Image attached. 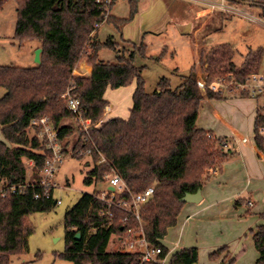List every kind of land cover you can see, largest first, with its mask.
Returning a JSON list of instances; mask_svg holds the SVG:
<instances>
[{
    "label": "trees",
    "instance_id": "16d2710c",
    "mask_svg": "<svg viewBox=\"0 0 264 264\" xmlns=\"http://www.w3.org/2000/svg\"><path fill=\"white\" fill-rule=\"evenodd\" d=\"M7 1L0 0V10ZM15 1L16 39L20 44L39 41L42 54L41 64L33 67L0 65V88L6 90L0 97V126L5 138L0 140V188L26 183L28 161L39 172L43 169L51 152L40 136V128L31 121L48 116L58 132L63 153L70 151L76 159L86 155L93 158L86 185L104 183L105 173L114 169L132 194L154 186V194L141 205L140 215L147 241L162 250L157 261H142V251L131 252L122 245L108 250L113 235L122 238L128 229L137 230L139 221L124 208L108 203L110 191L103 199L101 191L95 189L65 213L66 248L61 258L72 264H163L161 261L168 257L167 264H197L198 247H185L170 255L162 242L169 228L178 222L186 203L182 198L202 188L213 171L221 172L231 154L225 137L218 138L197 125L205 98L198 84L197 65L192 66L179 87L172 89L169 78L163 77L157 89L149 93L143 67L134 62L136 51L144 53L145 46L133 44L126 55L118 50L120 44L112 37L100 42L97 33L92 35L95 24L104 21L103 4L97 0ZM116 1L112 0L111 9ZM137 1L130 0L129 17L110 13L106 22L122 33L138 12ZM228 1L257 7L264 19V0ZM105 47L118 52L116 62L100 58L99 51ZM220 48L222 57L233 55L226 44ZM82 55L87 56L92 70L86 75L73 74ZM262 55L263 49L249 52L241 66L233 57L222 59V64L204 65L208 81L226 74L244 79L259 70ZM133 82L136 88L130 117L108 118L109 101L104 98L107 88L117 89ZM68 90L80 99L84 119L91 122L83 135L78 133L76 115L64 97ZM206 96L223 98L211 90ZM256 143L264 153L261 139L256 137ZM33 190L30 186L23 192L9 191L0 197V264H10L11 255L28 249L33 228L27 216L51 211L56 204L53 193L34 198ZM36 190L42 192V188ZM124 194L129 192L119 194L116 200ZM259 217L262 223L252 230V239L258 252L255 264H264V211ZM224 253L222 264L228 259V264H233L236 258L230 257L227 246L213 250L210 256Z\"/></svg>",
    "mask_w": 264,
    "mask_h": 264
},
{
    "label": "rangeland",
    "instance_id": "374dc122",
    "mask_svg": "<svg viewBox=\"0 0 264 264\" xmlns=\"http://www.w3.org/2000/svg\"><path fill=\"white\" fill-rule=\"evenodd\" d=\"M171 2L172 0H138V12L125 26L122 33L109 22L103 23L97 31L100 42H105L109 37H112L114 41L120 44V49L118 50H122L126 55L136 44L145 46L144 53L136 51L134 62L137 66L143 67L142 75L145 80L146 90L149 93L157 89L158 83L163 77L169 78L172 89L181 85L184 77L190 73L191 65L194 63L193 59L196 55L195 40L202 44L201 49L204 57L197 64V74L199 72L204 78L208 77L204 67H207L209 63L222 64V59L228 60V58L233 57L235 64L241 66L248 58L249 52H255L259 49L264 51V19L259 15L260 11L257 7L249 3H232L231 7L233 9L231 10L217 8L214 17L209 20L202 32L194 37L192 36L196 27L194 24L197 23L195 20L192 21L194 8H210L213 3L219 4L223 0H181V2L187 3L188 7L186 9L187 12H184V16H188L186 24L181 20L173 22L170 18V22L165 21L166 12H164V8L166 9L169 3L171 5ZM16 8V1L8 0L0 10V65L33 67L38 65L36 51L38 49L37 46L41 48V43L33 40L20 44L19 40L16 39ZM130 12V0H117L112 8V14L119 18L129 17ZM169 17L171 16L169 15ZM145 27L147 29L168 27L169 30L159 35L148 33V35L144 36L142 32ZM122 36L125 39H131L134 45L124 40ZM223 44L229 46V50L233 55L229 53L227 54L228 56L222 57L220 49L223 48H220V45ZM99 56L104 61L116 62L118 52L105 47L99 51ZM87 64L90 65L87 56L82 55L75 66L76 75H86L85 67ZM259 70L264 71V52ZM215 79L216 77L213 80ZM111 90L113 89L110 88ZM5 91V89L0 88V97L4 95ZM238 98H241L244 103L242 104L243 106L241 104L237 105V109L250 114L252 118L251 127L246 132L252 143L254 137L253 119L256 114V108L261 101L251 97ZM130 105H132V101ZM75 126L77 129L76 120ZM0 140H5L1 126ZM262 160L264 159L262 158ZM27 166V182L38 181L41 173L29 163H27ZM93 166L94 161L90 155H86L83 159H76L71 155L70 151L63 153L62 161L58 164V169L51 178L52 182L55 183L53 197L61 202L55 204L51 211L35 212L27 216L28 223L33 228V233L28 241V249L22 253L11 255L10 264H72L59 256L66 248L65 213L76 205L85 193H93L95 189L101 191L107 187L105 182L97 185H86L84 183L88 172ZM213 177L215 176L212 175L211 178ZM238 187V183H230L227 186V193H235L233 198L245 201L248 204L249 190L240 192L237 190ZM250 195V200L253 202L252 211L254 213L264 211L262 194L254 191ZM242 206L244 207V204ZM235 216L234 213L228 210L226 212L222 211V208H220V211L210 210L209 216L205 218L209 223L208 227L211 226L213 228L211 229L213 234L211 238H207V241L199 240L197 246L199 259L197 264L223 263L225 260L223 254L215 257L210 256L212 247H209V245L212 243H216V249L227 246L230 256H235L236 258L233 264H253L255 249L250 232L247 237L243 238L242 242H239L238 238H233L232 230L235 224L228 223V221L233 222V220L239 219V217ZM117 238L118 236L116 235L112 236L108 250H117L121 245L123 246L122 243L118 242Z\"/></svg>",
    "mask_w": 264,
    "mask_h": 264
},
{
    "label": "crops",
    "instance_id": "0c3cea01",
    "mask_svg": "<svg viewBox=\"0 0 264 264\" xmlns=\"http://www.w3.org/2000/svg\"><path fill=\"white\" fill-rule=\"evenodd\" d=\"M213 5H215V8ZM231 5L232 3L228 0H223L219 4L213 3L210 8L195 7L193 10V18H191L193 19L192 21L195 20L197 23L195 22L196 24H194L196 27L192 36L196 37L202 32L209 20L214 17L217 8L231 10L233 9ZM173 8L175 13L173 12ZM187 8V3L181 2V0H172L171 5L169 3L166 9L164 8V12H166L165 21L170 22V19H172L173 22H177L176 20H181L184 23L187 22L188 16H184ZM167 30H169L168 27H159L158 29H147L145 27L142 34L144 36L148 35V33L159 35L167 32ZM123 39L133 44L131 39H125L124 37ZM201 45L200 42L195 40L196 55L193 59V65H197L200 59L204 57ZM37 48L39 47L37 46ZM193 65H191V68ZM85 70L86 74H90L92 70L91 65L87 64ZM197 75H199V72ZM110 88H107L104 95V98L109 101V105L106 108L107 117L128 119L133 107V94L136 88V82L111 91ZM131 101L132 105H130ZM243 103V100L238 97L209 98L207 96H205L202 102L197 125L200 128L211 131L218 138L225 137L227 139L226 149L231 154L224 162L221 172L215 170L212 174L215 177L211 178L212 175H210L205 178L204 185L201 188L202 200L199 203H185L178 217L177 224L169 228L162 242L169 249L170 255L185 247H197L200 239L207 241L208 237H212L213 232L211 229L213 228L211 226L208 227L209 223L205 218L209 216L210 210L212 209L220 211V208H222V211L226 212L228 210L234 213L236 215L235 217H239L236 221H228V223L235 224L232 235L233 238H238L239 242H242L243 238L247 237L249 232L252 236V230L262 223L259 213L252 211L251 207L253 206V202L251 205H248L245 201L233 198L235 193H227V186L230 183H238V191L244 192L245 190H249L248 201H251L250 194H253L254 191L262 194L263 197L261 198L264 199V160H262L264 157L260 156L253 142L251 143L250 140L243 142L241 140L244 137H248L246 132L249 131L252 124L251 115L237 109V105H242ZM253 120L255 125V117ZM28 163L33 166L31 161ZM243 204L244 207L242 206ZM251 240L253 239L251 238ZM209 247L215 250L216 243L210 244ZM223 256L225 257V253ZM257 257L258 252L255 249L253 264H255ZM167 260L168 257L166 258V262ZM228 263L229 259L224 264Z\"/></svg>",
    "mask_w": 264,
    "mask_h": 264
},
{
    "label": "built area",
    "instance_id": "2783aa9c",
    "mask_svg": "<svg viewBox=\"0 0 264 264\" xmlns=\"http://www.w3.org/2000/svg\"><path fill=\"white\" fill-rule=\"evenodd\" d=\"M97 2L105 6L106 12L104 15V21L95 24V29L92 32V35L97 33L102 24L106 22L109 14L112 13V0H97ZM213 7L215 8V5H213ZM73 74H77L76 69L73 71ZM198 84L205 96L207 91L211 90L223 97H251L261 101L256 108L253 143L260 156L264 157L262 149H260L256 143V137H258L264 145V71L262 72L258 70L252 72L244 79H238L232 74L226 76L222 75L216 77L213 81H208L207 77L204 78L199 73ZM64 97L67 99L69 110L76 115L78 133L81 135L85 134L90 128L91 122L88 119H84V110L80 99L71 94L69 90L64 94ZM31 124L40 128V136L45 140L46 147L51 152V155L46 159L45 165L40 171L41 176L38 181L1 187L0 197H5L6 192L9 191L23 192L30 186L34 189V198L50 196V194L53 193L55 183L52 182L51 178L58 169V164L62 161L63 155L60 138L48 116L33 118ZM241 140L243 142H248L249 138L244 137ZM104 179L107 187L104 190H101V197L105 199L106 192L110 191V197L107 199L108 203L124 208L139 221L138 229H128L122 238H117L118 242L122 243L128 251H142V261H157V257L162 250L160 247L151 246L147 241L140 215V207L152 197L155 191L154 186L148 187L141 193L132 194L130 193L124 179L115 173L114 169L110 172H106ZM36 187L42 188V192L37 191ZM110 187H113L114 189L111 190ZM124 191H128L129 195L124 194V196L116 200L117 196ZM60 202V200H56V204H59ZM248 204L251 205L252 202L249 201ZM125 222H127V219H125ZM161 262L167 264L166 259Z\"/></svg>",
    "mask_w": 264,
    "mask_h": 264
},
{
    "label": "water",
    "instance_id": "95a60500",
    "mask_svg": "<svg viewBox=\"0 0 264 264\" xmlns=\"http://www.w3.org/2000/svg\"><path fill=\"white\" fill-rule=\"evenodd\" d=\"M41 52L42 48H38L36 51V61L38 64H41ZM113 190V187H110ZM182 200L186 203H199L202 200V189L199 188L195 193H186V195L182 198ZM77 238H80V233L77 234Z\"/></svg>",
    "mask_w": 264,
    "mask_h": 264
}]
</instances>
